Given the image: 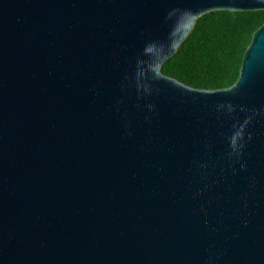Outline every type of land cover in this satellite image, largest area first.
<instances>
[{
    "label": "water",
    "instance_id": "water-1",
    "mask_svg": "<svg viewBox=\"0 0 264 264\" xmlns=\"http://www.w3.org/2000/svg\"><path fill=\"white\" fill-rule=\"evenodd\" d=\"M213 11L264 0H0V264H264V23L161 72Z\"/></svg>",
    "mask_w": 264,
    "mask_h": 264
},
{
    "label": "trees",
    "instance_id": "trees-1",
    "mask_svg": "<svg viewBox=\"0 0 264 264\" xmlns=\"http://www.w3.org/2000/svg\"><path fill=\"white\" fill-rule=\"evenodd\" d=\"M263 23L264 11L205 14L161 72L196 89L228 88L237 80L244 52Z\"/></svg>",
    "mask_w": 264,
    "mask_h": 264
}]
</instances>
